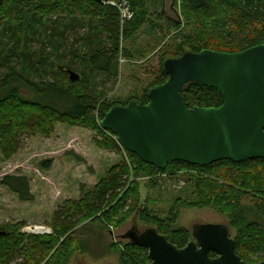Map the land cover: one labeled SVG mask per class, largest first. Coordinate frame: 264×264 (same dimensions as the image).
<instances>
[{"label": "trees", "instance_id": "1", "mask_svg": "<svg viewBox=\"0 0 264 264\" xmlns=\"http://www.w3.org/2000/svg\"><path fill=\"white\" fill-rule=\"evenodd\" d=\"M123 1L130 13L128 19H122L115 5L92 0H4L0 6L2 158L9 160L29 137L48 138L57 124L89 130L96 135L93 143L97 148L125 156L92 190L56 208L51 235L26 236L20 233L21 225H1L0 264H64L82 233L90 231L78 227L91 221L103 229L131 216L183 248L190 241L189 232L170 227L172 210L169 217L161 219L143 208L137 183L140 176L155 179L183 172H188L196 194L185 204L229 216L230 228L236 232L235 254L243 262L250 263L259 255L264 258V160H225L205 167L172 162L158 170L121 149L115 137L98 126L104 113L115 105L130 101L145 105L147 91L167 80L162 71L167 59L202 50L237 53L264 44V0H179L188 34L181 32L179 41L174 39L162 52L156 76L140 99L109 103L106 94L97 90V78H117L119 59L131 58L122 44L151 25L146 0ZM168 25V29H180L178 22ZM72 70L81 73L76 81L69 78ZM182 96L188 108H217L223 103L215 89L192 84L184 87ZM41 168L47 170L50 162H42ZM0 184L20 202L34 200L24 176L6 175ZM120 262L149 264L150 260L146 249L128 242L121 249Z\"/></svg>", "mask_w": 264, "mask_h": 264}, {"label": "water", "instance_id": "2", "mask_svg": "<svg viewBox=\"0 0 264 264\" xmlns=\"http://www.w3.org/2000/svg\"><path fill=\"white\" fill-rule=\"evenodd\" d=\"M162 71L167 80L147 91L145 105H115L99 121L122 149L158 170L172 162L205 167L264 160V44L237 53L186 52L165 60ZM69 78L78 80L73 72ZM188 84L215 89L222 105L188 108L182 96ZM229 231L227 225H194L192 240L177 248L154 227L140 231L134 218L119 238L146 249L149 264H247L235 254Z\"/></svg>", "mask_w": 264, "mask_h": 264}, {"label": "rangeland", "instance_id": "3", "mask_svg": "<svg viewBox=\"0 0 264 264\" xmlns=\"http://www.w3.org/2000/svg\"><path fill=\"white\" fill-rule=\"evenodd\" d=\"M146 1L151 25L121 46L130 52L131 58L119 59L117 78H97V90L106 94L105 100L109 103L140 99L156 76L162 52L174 39L179 41L181 32H189L184 28L179 0ZM119 4L126 5L123 0H112L105 5ZM168 22L180 23V29H168ZM71 72L81 76L80 71ZM95 137V133L89 130L57 124L48 138L33 136L25 139L22 148L9 160H4L0 154V181L6 175L24 176L34 197L32 202H20L16 195L0 184V226L21 225L20 233L26 236H31L29 230L35 227L40 231H51L50 222L56 208L65 201L80 199L83 193L92 190L108 169L125 157L123 152L117 155L97 148L93 143ZM47 161L50 168L42 169V162ZM137 183L141 206L161 219L169 217L172 210L174 217L170 227L187 230L190 240L192 227L201 224L227 225L230 237H235L229 216L185 204L196 196L188 172L173 177L157 176L155 179L140 176ZM134 218L136 216H131L119 225L112 223L103 229L87 221L77 230L85 227L90 231L83 232L81 237L78 233V244L64 264H121L120 252L128 241L119 237L132 227ZM249 219L254 220L253 217ZM137 225L140 231L149 227L138 220ZM113 246L115 250L111 248ZM260 256L263 258L262 255L252 257L248 263L262 261L264 258H258Z\"/></svg>", "mask_w": 264, "mask_h": 264}, {"label": "built area", "instance_id": "4", "mask_svg": "<svg viewBox=\"0 0 264 264\" xmlns=\"http://www.w3.org/2000/svg\"><path fill=\"white\" fill-rule=\"evenodd\" d=\"M115 6L119 9L122 19L130 18V13L128 12V9L126 8V5L119 4V5H115ZM35 228H37V227H35ZM35 228H33L32 230H29L32 233V235H51V231H49V230H43L42 229V231L35 232V231H33V230H35Z\"/></svg>", "mask_w": 264, "mask_h": 264}]
</instances>
